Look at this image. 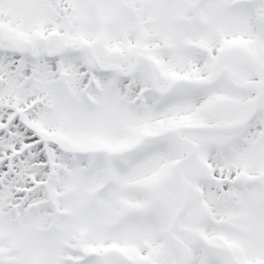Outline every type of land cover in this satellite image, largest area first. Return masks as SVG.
Masks as SVG:
<instances>
[{"label":"snow or ice","instance_id":"snow-or-ice-1","mask_svg":"<svg viewBox=\"0 0 264 264\" xmlns=\"http://www.w3.org/2000/svg\"><path fill=\"white\" fill-rule=\"evenodd\" d=\"M0 264H264V0H0Z\"/></svg>","mask_w":264,"mask_h":264}]
</instances>
